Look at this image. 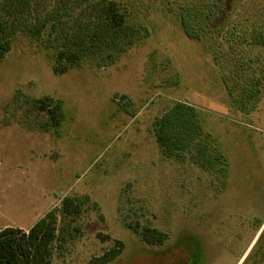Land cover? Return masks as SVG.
I'll return each instance as SVG.
<instances>
[{
	"label": "rangeland",
	"instance_id": "obj_1",
	"mask_svg": "<svg viewBox=\"0 0 264 264\" xmlns=\"http://www.w3.org/2000/svg\"><path fill=\"white\" fill-rule=\"evenodd\" d=\"M115 1L130 25L144 26L118 57L55 75L42 31L16 34L0 62V230H27L63 198L87 197L51 264H86L116 242L109 264H264V74L246 71L256 74L255 107L238 112L219 78V69L232 77L233 54L217 53V68L163 0ZM253 4L240 9L264 26V0ZM44 96L61 103L57 127L27 104ZM175 102L197 110L226 161L225 181L189 153L178 161L159 151L152 124ZM144 227L166 240L145 244L134 231Z\"/></svg>",
	"mask_w": 264,
	"mask_h": 264
},
{
	"label": "trees",
	"instance_id": "obj_2",
	"mask_svg": "<svg viewBox=\"0 0 264 264\" xmlns=\"http://www.w3.org/2000/svg\"><path fill=\"white\" fill-rule=\"evenodd\" d=\"M244 1L163 0L162 4L171 13H176L188 38L207 45L217 68V53L225 50L233 54L236 60L230 72L232 77L219 69V78L234 108L249 114L255 107L256 90L252 89L256 88L257 80L256 74L246 77L245 73H255L252 68L255 66L260 69V75L264 74V55L261 53L264 51V26H258L254 11L240 9ZM46 2L0 1V62L13 48L16 34L28 32L30 37L38 39L45 31L46 43L52 50V71L61 75L87 60L107 61L118 57L144 31L142 23H128V14L115 0H58L48 12L44 8ZM254 2L248 0L250 9H253ZM255 49L260 53L254 55ZM241 52L247 56L242 57ZM27 104L45 113L47 124L57 127L62 122L60 101L44 96L27 100ZM152 126L156 145L163 156L184 161L185 154L189 153L193 163L225 181L227 165L224 156L214 138L210 139L204 133L195 108L175 102L154 119ZM87 200V197L81 200L63 198L58 209L47 212L26 231L0 230V264H51L56 243L60 248L67 237L68 226L80 214ZM59 223L63 225L60 228ZM134 231L150 246L161 245L166 240L163 233L153 228ZM121 250V242H116L113 248L91 257L86 264H109Z\"/></svg>",
	"mask_w": 264,
	"mask_h": 264
},
{
	"label": "crops",
	"instance_id": "obj_3",
	"mask_svg": "<svg viewBox=\"0 0 264 264\" xmlns=\"http://www.w3.org/2000/svg\"><path fill=\"white\" fill-rule=\"evenodd\" d=\"M23 231H26V230H23Z\"/></svg>",
	"mask_w": 264,
	"mask_h": 264
}]
</instances>
